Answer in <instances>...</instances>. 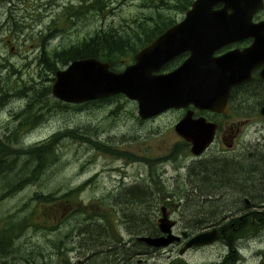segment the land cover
I'll return each instance as SVG.
<instances>
[{"label":"rangeland","instance_id":"374dc122","mask_svg":"<svg viewBox=\"0 0 264 264\" xmlns=\"http://www.w3.org/2000/svg\"><path fill=\"white\" fill-rule=\"evenodd\" d=\"M139 1L140 0H111L109 2V0H107L106 3L108 7H111L115 13L114 16L108 15L107 18L101 17L102 25L120 26L124 22H129L132 18V14L138 9ZM79 2L80 0H0V78L7 77L10 69L14 72L22 70L28 77H32L35 83H38L36 75L31 74L35 66L33 62L36 61V56L39 54V52L33 53L34 50L28 51L31 47L30 44H34L32 37L39 31L47 30L50 24H47V22L52 18H57L55 20L59 27L64 28L65 26L58 18L61 7L68 4H75L77 6ZM14 23L22 25V29L24 27L26 28H24L21 33L22 29L18 31L13 27ZM93 25L97 27V20L94 21ZM12 29L19 32L15 39H12ZM84 31L85 29H83L82 32ZM69 36H75L72 29H64V31L60 33V36L53 40L51 38L48 39L49 44L47 48L56 44L59 46V42L64 43L70 41V38H68ZM21 52H26L28 55L26 56ZM31 65L32 68L29 67ZM64 66H59L56 69H63ZM47 76L48 75H44V77ZM52 78L54 80V75H52ZM41 83L45 84L46 82L41 81ZM8 102L9 99H2L0 101V121L8 125L1 126V128H6V132L11 136V145L8 151L10 152L12 150L13 154L9 158H12L14 154L25 156V152L28 151L30 145L39 140L44 141L59 130L71 129L75 132V135L79 136L82 140H63L61 143L63 146H60L61 144L57 145L59 146L57 148V153L60 152V154L54 166L51 168L52 173L49 174L52 183L44 179L43 181H39V184L34 187L31 186L22 191L24 187L19 194L3 199L0 202V218L12 212L17 217L28 214V210L26 209L23 211L22 205L20 204L26 196V201L30 206V194L32 192L39 191L42 194L54 193L56 196H61L66 189H74L68 191L64 197L58 199L56 204L50 207H47L45 204H35L33 206L37 213L35 218L42 216L48 223L58 221V216L61 214L58 207L60 206L59 203H61L66 204V209L80 207L87 213H94L99 217L102 215L112 228L117 229L120 226V222L127 224L129 219L124 213L118 214L124 207H120L121 200H117L116 197L122 198V193L126 194L137 189L139 184L145 185L146 190L153 194L157 201H161L166 197L163 195L164 187L169 193H178L176 197L175 195H170L171 198L173 196L175 198L169 201L172 205H168L171 208L168 209V211H170L171 219L173 220H178L180 218L178 215L179 210L188 214L193 211L194 207L201 212L205 211L203 216L206 220V224L212 223L213 220L217 222L222 219H228V216H232L233 212L236 213L239 211V213L235 215V218H238L240 215L251 211H264V195L262 194L249 193L248 195L237 196L223 193L221 196L219 194L221 191L215 189L212 193H210V190L205 191V193L210 194L204 195V192L200 191L197 187L189 203L184 207L185 209L183 208L180 198L184 196L185 190L187 192L193 191L194 186H192L190 176L194 174L193 171L198 170L200 167L198 168L197 163L190 167H185V162L188 163L187 159L190 156L186 148L180 155L168 161L159 162L155 160V158L165 156L171 149L170 146L177 141L169 132V130L171 131L169 122L177 116L175 111L166 112L164 116L155 121L140 124L136 119V108H134L131 112L129 122L124 124L117 121L114 117L107 116L110 107L102 104L92 107V114L79 115L73 112L58 111L56 114H51L53 116H49L48 120L42 125L28 131L23 129L22 126L18 128L17 122H11L12 120L9 115V113L15 111L18 104L20 106L22 104L17 102L18 104L13 103L12 107L9 105L5 106ZM260 104L261 100L259 97L256 100L252 97L249 101L244 100L240 102L239 106L237 104L236 107L245 108L247 114L251 115L255 113V110ZM102 106L106 108H102ZM121 109L124 114L129 112V108L125 105L122 106ZM253 119L252 116L243 117L242 119H228V121H233L237 124L240 123L238 132L239 142L235 145V148H233V154H236V152L246 147V152L252 153L255 151V155L259 157L263 155V141L259 137L258 131H254V129L251 128L252 125L248 127L251 129L240 137L242 129L249 122H253ZM244 120L245 122H243ZM13 127H16V131H12ZM86 127H88V129L85 130ZM1 134L2 132L0 130V135ZM254 140H258V142L252 147ZM15 141L18 142V145H12ZM220 142L216 144L218 147L214 148L215 150H221L223 153L226 152V154L208 153L204 158L205 160L200 162L206 164L211 161V157L221 156L222 158L219 159L227 162L234 161L238 164L236 160L227 158V156L230 155L228 152L231 148H226L223 145L219 147ZM91 144L97 146L94 147ZM101 145H104L107 152L99 150ZM50 159L51 156L47 157L45 154L43 159L44 162ZM243 165L245 166L246 164L239 163L240 168ZM26 170L34 171L36 175L39 167L37 163L29 162V164L25 166V169L18 174L19 176L16 180L9 179L4 183L0 182V185L9 191H16L18 188L26 186L27 184L20 186L21 181L27 180L30 176L27 174ZM258 172L260 176H262L264 173V165H259V168L257 167L255 173L258 174ZM221 175L222 174H218V177ZM150 176H156L162 179V183L160 184V187L163 188L162 192L159 190L158 185L155 184L156 179H154V182L150 179ZM30 177H32V175ZM223 177H231V173H224ZM252 177L257 178V175L253 174ZM262 180L264 181V177ZM85 181L86 184L84 183L79 189L73 188ZM196 183V179H193V185H196ZM57 185H59L57 192L49 191L46 188L55 187ZM213 186H218V183L213 184ZM158 190L161 194L158 193ZM234 197V201L230 203V200ZM207 198H216L218 202L206 203L203 206ZM199 199H201L200 206H194L192 200L195 203H200ZM241 199H246L248 202L252 203H249L250 205L248 207L244 206L245 208H243ZM237 200L239 203H236ZM152 202L153 200L148 201L150 207H142L140 211L144 214L145 211L143 210L146 209V217L150 220L153 227L158 218L160 204L156 205V207H151ZM178 203L180 204L179 210L173 208ZM219 204L223 207H218ZM133 208L135 211L137 208L139 210L138 206H133ZM209 211L212 212V217L215 215V218L212 220L209 219V216H211ZM105 214L107 215L106 217L104 216ZM118 220L120 222H118ZM258 221L251 220L246 224L243 223L238 231L232 233L234 235L233 239L235 244L233 249L236 252V257L233 255L228 258V253L230 252L229 247L225 242H217L214 244L215 246H207L200 250L187 252L184 255V260H186L188 264H222L223 261L228 258L231 262H226V264H264V224L258 225ZM181 225L182 224H178L175 231L180 230ZM54 226H58V223ZM61 228L62 226L60 230L52 233L51 236L55 235L59 238V233L63 232ZM119 228L122 241H126L127 236L124 233L123 226ZM229 233L230 232H227L228 235ZM30 235L31 233L29 232L26 239L20 238L18 240L21 246L16 244L21 248L23 253L30 252L33 246L34 249L38 250V253L34 255L33 261L28 262L29 264H113L112 260L104 262L101 256L90 257V253L86 252L85 248H80L75 241L71 244H67V251H62L60 248L56 252L50 244L45 243L41 239H30ZM24 241L27 243L25 244ZM24 244L25 248L23 247ZM89 244L94 245V241H83V244L80 243L81 246H88ZM124 249L125 247L122 250ZM153 255L156 257H153ZM167 255L174 257L173 252L169 253L167 250L160 249L159 251L152 252L149 256L138 255L137 258L134 256L136 260L132 259L128 261V264L165 263L167 261L165 259ZM161 258L164 259L161 261ZM13 260L14 264H25L20 262L17 256ZM116 262L119 264V261ZM10 263L12 262L10 261Z\"/></svg>","mask_w":264,"mask_h":264},{"label":"trees","instance_id":"16d2710c","mask_svg":"<svg viewBox=\"0 0 264 264\" xmlns=\"http://www.w3.org/2000/svg\"><path fill=\"white\" fill-rule=\"evenodd\" d=\"M110 1L111 0H109V2ZM106 2L107 0H80L77 6L75 4L64 5L58 13V18L65 27L60 28L55 20L57 18H52L47 22V24L50 23L47 30L39 31L32 37L34 44H30L31 47L28 51L34 50L33 53L39 52L36 56V61L33 62L35 66L31 72V74L36 75L38 83H35L34 79L24 74L22 70L14 72L10 69L7 77L0 78V101L2 99H9L8 104L5 106L9 105L11 107L13 103L18 104L17 102H20L22 104L21 106L18 104L15 111L9 113L10 119L12 120L11 122H17L18 128L22 126L23 129L28 131L36 129L48 120L49 116H53L51 114H56L58 111L73 112L79 115L92 114V107L102 104L110 107L107 116L114 117L117 121L124 124L129 122L131 112L134 110L135 106L119 94L77 104L62 103L56 100L50 95V87L53 81L52 75L55 74L56 68L59 66H64L75 59L91 57L108 63V67L112 71L121 70L124 65L132 61L131 56L137 49L147 44L156 34L179 19L178 14L183 12L187 7L188 0H140L138 9L132 14L130 21L124 22L120 26L102 25L101 17L107 18L108 15L114 16L115 13L111 7H108ZM95 20H97V27L93 25ZM13 27L18 31L22 29V25H17L16 23L13 24ZM24 28L21 30V33ZM67 28H71L75 36H69L68 38H70V41L68 42H59V46L56 44L47 48L49 44L48 39L51 38L53 40L60 36V33ZM83 29H85L84 32H82ZM12 32V39H15L19 32L14 29H12ZM21 53L26 56L28 55L26 52ZM184 55L185 53L174 58L164 69L169 70L176 66ZM29 67L32 68V65ZM44 75L48 76L44 77ZM41 81L46 83L42 84ZM259 98L261 100V96ZM124 105L129 108L127 114H124L121 109ZM102 108L106 107L102 106ZM6 125L5 122L0 121V130L2 132L0 135V182L4 183L9 179L16 180L19 176L18 174L25 169V166L28 165L29 162L37 163L39 170L36 175V172L26 170L27 174L30 176L32 175V177L29 176L27 180L21 181V186L23 184L27 185L18 188L16 191L6 190L0 185V202L5 198L19 194L31 186L34 187L39 184V181H43L44 179L52 183L49 174L52 173L51 168L54 166L60 154V152L57 153V148L59 147L57 145L61 144L63 140H82L79 136H76L75 132L71 129L59 130L44 141L39 140V143L35 142L30 145L28 151L25 152V156L14 154L12 158H9L13 154L12 150L10 152L8 151L11 145V136L6 132V128H1V126ZM86 129H88V127H86L85 130ZM12 131H16V127H13ZM12 145H18V142L15 141ZM91 145L94 147L97 146L94 144ZM60 146H63V144ZM184 149L185 148L181 146L173 147L165 156L155 158V160L159 162L168 161L180 155ZM99 150L106 151L104 145H101ZM45 154L47 157L51 156V159L46 162L43 160ZM213 161L214 160L206 164L204 162L197 163L198 168H200L193 171L194 174L190 176L194 189L193 191L187 192V203H189V200L192 198L196 187L200 191H203L204 195L210 194L217 189L213 184L218 183L216 182L218 174H222L221 176H223L224 173H233L239 168V164H236L234 161ZM258 161L262 162V160ZM258 165L263 164L261 163ZM225 169H229V172ZM254 174L257 173L254 172ZM239 175L240 173L236 174L234 179ZM158 178L156 176H150L152 181L155 182L154 179H156L155 184L158 185L159 190L162 192L163 189L160 187L159 183L160 181L162 183V179ZM193 179H196V185L199 186L193 185ZM84 183L86 184V181L73 188L79 189ZM139 187L126 194L122 193V198L116 197L117 200H121L120 207H124L118 214L124 213L129 219L127 224H123L118 220V222H120L119 227L123 226L128 241L127 239L126 241H122L119 227L117 229L112 228L102 215L99 217L94 213H87L80 207L66 209V204L59 203L60 206L58 208L61 214L58 216L59 220L54 223H48L42 216L35 218L37 214L33 207L35 204H45L47 207H50L56 204V201L64 197L71 189H66L61 196H56L54 193L42 194L39 191L32 192L30 194V206L26 201V196L20 204L22 205L23 211L26 209L28 210V214L17 217L12 212L0 218V264H14L13 259L16 256L19 258L20 262L25 264H29V261H33L34 255L38 253V250L34 249L33 246L30 252L23 253L19 247L21 244L18 243L20 238L26 239L29 232L31 233L30 239H41L45 243L50 244L56 252L60 248L62 251H67V244H71L75 241L80 248H85L86 252L90 253V257L101 256L104 262L112 260L113 264H117L116 261H119V264H128V261L134 259L138 249L141 248L144 250L141 253H152L153 249L151 247L136 241L135 237L142 235L155 237L154 226L152 227L150 220L146 217V209L143 210L145 211L144 214L141 213L140 209L142 207H150L148 203L150 200H153L151 207H156L158 201L153 194L146 190L145 185L139 184ZM222 187L225 186L222 185ZM22 188L24 189L21 191ZM46 188L49 191L57 192L59 185ZM207 190L211 192L205 193ZM223 193L224 192H221L219 194L222 196ZM163 195L170 197V195H175V193L167 192L164 187ZM176 196L177 195H175V197ZM234 199L235 197L230 200V203L234 201ZM244 201L246 203L248 202L246 199ZM192 202L194 206H200L201 199H199L200 203H195L193 200ZM210 202L218 201H216V198H207L203 206ZM236 203H239V201L237 200ZM133 206H138L139 210L137 208L135 211ZM218 207L222 208L223 206L219 204ZM210 213L211 216H209V219L212 220L215 218V215L212 217V212ZM104 216L106 217L107 215L105 214ZM263 218L264 211H256L254 213V220H259L258 225L264 224ZM242 221H238L233 226L225 228L227 237L225 244L229 247L230 251L228 253V258L233 255L236 257V252L233 249L235 242L232 233L241 228ZM57 223L58 226H54ZM61 226L63 232L59 233V238L55 235L51 236L52 233L60 230ZM227 232H230L229 235ZM83 241H94V245L89 244L88 246H81L80 243L83 244ZM26 243L27 242H25V244ZM25 244L23 245L24 248ZM124 247L125 249L122 250ZM228 258L224 260L222 264L231 262ZM10 261L12 263H10Z\"/></svg>","mask_w":264,"mask_h":264},{"label":"water","instance_id":"95a60500","mask_svg":"<svg viewBox=\"0 0 264 264\" xmlns=\"http://www.w3.org/2000/svg\"><path fill=\"white\" fill-rule=\"evenodd\" d=\"M216 1L223 2V7L212 10ZM231 6V0H194L182 18L139 49L123 69L112 71L108 63L92 57L72 60L55 71L50 95L62 103L77 104L119 94L136 104L139 120L187 106L224 113L229 108L230 88L248 80L252 67L262 63L258 76L264 79V34L256 30L264 21L252 25L247 14L235 15ZM245 37L252 38L249 45L213 55L221 45ZM183 52L188 54L176 67L158 72L164 62ZM260 113L264 116V105ZM191 115L188 110L173 130L190 144L189 153L196 157L212 142L216 125L202 118L192 120ZM165 221L163 216L157 225L165 236L137 240L154 249L176 240ZM218 239L215 229L198 233L180 252L211 245Z\"/></svg>","mask_w":264,"mask_h":264},{"label":"flooded vegetation","instance_id":"af4514ba","mask_svg":"<svg viewBox=\"0 0 264 264\" xmlns=\"http://www.w3.org/2000/svg\"><path fill=\"white\" fill-rule=\"evenodd\" d=\"M194 0H188V5L187 7L183 10V12L178 14L179 18H182L184 15V11L186 9H188L191 5V3ZM231 3L233 4L232 11L235 15H246L249 22L253 25V24H257L260 21H264V0H231ZM223 7V2L221 1H216L211 5V9L212 10H217ZM230 9H226L227 13H230ZM264 27V26H263ZM263 27H257L256 30H262V33L264 34V28ZM166 29V28H165ZM164 29V30H165ZM163 31V30H162ZM161 31V32H162ZM159 32V33H161ZM158 33V34H159ZM158 34H156L151 40H153ZM250 34H254V33H250ZM149 40L148 43L151 41ZM252 41L251 37H245L242 38L240 40L237 41H231L228 43H225L223 45H221L218 49H216L213 52L214 56H217L221 53H224L228 50L231 49H235V48H242L245 47L247 45H249ZM147 43V44H148ZM145 44V45H147ZM145 45H143L142 47H144ZM142 47H140L139 49H141ZM137 49L136 52L139 50ZM134 52L131 56V60L133 61V55L136 53ZM185 53L184 57L188 54V52H183ZM181 53V54H183ZM181 54H178L177 56L173 57L172 59L164 62L161 67L159 68L158 72H165V71H169L171 69H173L174 67H176L181 61L174 66L171 69H164L165 66H167L169 64L170 61H172L174 58L180 56ZM132 61H130L129 63H131ZM105 62V61H103ZM129 63H127L126 65H128ZM126 65H124L121 69H123ZM262 67V63L255 65L254 67H252V69L250 70V77L248 80L241 82L239 84H236L235 86L231 87L228 93V104H229V108L226 112L224 113H220V112H211V111H197L196 109L192 108L191 106H187L184 109H168L166 111H164L163 113H160L152 118L146 119V120H139L137 117V121L142 124L145 122H150V121H155L157 119H160L162 116H164V113L169 112V111H175L177 113V116L175 117V119L171 120L169 122L170 124V128L171 131L169 130V132L172 134V136L174 138L177 139L176 143H173L170 148L173 147H184L188 150L189 152V148H190V144L187 143L186 141H184L183 139H181L173 130L174 125L179 122L180 120H182V118L185 116L186 112L189 110L192 112L191 115V119L195 120L197 118H202L206 123H213L216 125L214 134H213V139L212 142L205 148V150L199 155V156H192L190 153L189 158L187 159L188 163L185 162V167H190L202 160H205L204 158L206 157V155L208 153L210 154H220V155H225V153L221 152V150H215L214 147H218L216 144H219V147H221L222 145L225 146L226 148H231V150L228 152L230 153L229 156H227V158L236 160L237 163H243L246 164L245 166L243 165L241 168L239 167L237 171L231 173V177H223L220 176L218 177V179L216 180V182H218V185L220 186H216V188L218 190H220L221 192H224L226 194H230V195H248L249 193H258V194H262L264 195V181L262 180V178L264 177V173L262 174V176H260L259 172L257 175V178H253V174L254 171L256 172V168H259L258 164H263L264 165V145H263V155L261 157L255 155V151H253L252 153L246 152V147H244L242 150L236 152V154H233L234 150L233 148H235V145L238 144V132H239V124L233 122V121H228V119L231 118H238V119H242L243 117H247V116H252L253 122H249L248 124H246V126L242 129L241 133H240V137L248 130H250L251 128L254 129V131H258V135L259 137L262 139L263 144H264V116L261 115L260 111L261 108L264 105V79L260 78L258 76V72ZM122 96V95H121ZM261 96V104L258 106V108L255 110V113L248 115L246 112V109L243 107H236L237 104L239 106V103L246 100L249 101L250 98L254 97L255 100L258 99V97ZM123 97V96H122ZM124 98V97H123ZM125 99V98H124ZM127 100V99H125ZM129 101V100H127ZM131 102L135 108H136V104L132 101ZM246 120V119H245ZM245 120L243 122H245ZM252 125L251 128H248ZM263 133V134H262ZM263 135V137H262ZM258 142V140H254L253 145H255ZM222 158L221 156H214L211 157L210 160H214L213 162H217V160H222L219 159ZM186 160V159H185ZM258 160H262V162H259ZM224 170V169H223ZM227 172H229V169H225ZM240 175L234 179V176L236 174ZM158 178V177H157ZM160 179V178H158ZM161 184V181L159 182ZM222 185H224L225 187H222ZM163 189V188H162ZM159 193V190H158ZM178 193H175V195H177ZM174 196L171 197H164L163 200L158 201V203H156V205L160 204L159 206V214H158V218L156 219L155 225H154V232H155V237H160V236H165V234L161 233L159 228L157 227L158 225V220L160 218H162L163 216L165 217V223L170 225V234L173 235L174 237H176V240H173L172 242H170L167 246L162 247V248H158V249H154L152 248L153 252L159 251L160 249H164L167 250V252L174 254V257H172L171 255H167L166 256V262L164 264H188L186 262V260H184V255L189 252V251H195V250H200L201 248H205L207 246H203V247H191L189 249H186L182 252H180V250L182 249V247L184 246V244L191 239L193 236H195L198 233L204 232V231H209L211 229H215L218 232L219 235V239L212 243L210 246H215L214 244L217 242L223 243L224 240H227L226 238V229L227 227H231L233 226L235 223H237L238 221H242L241 224L243 223H248L251 220H254V213L255 211H251L248 213H245L243 215H240V217L235 218V215L239 213L238 212H233L232 216H228V219H222L221 221H215L213 220L212 223L206 224L205 223V219L203 214H205L204 212H201L199 209L195 208L193 209V211L189 212L188 214H185L184 212H181V210H179L180 204L178 203L175 207L173 208H177L179 210L178 215H179V219L178 220H173L171 219V213L170 211H168V209H171L168 205H172L169 203V201L171 199H173ZM245 199H241V204L243 206V208L248 207L250 204L244 201ZM187 191L185 190V194L183 197L180 198V202H182V206L183 208L187 205ZM245 206V207H244ZM185 209V208H184ZM243 218H242V217ZM178 224H182L180 226V230L175 231L176 227ZM224 228V229H223ZM139 247V246H137ZM144 250L138 249V252L135 255V258H137L138 255H144V256H149L151 255L150 252L148 253H141ZM153 257H156L155 255H153ZM141 263V262H140Z\"/></svg>","mask_w":264,"mask_h":264},{"label":"bare ground","instance_id":"6f19581e","mask_svg":"<svg viewBox=\"0 0 264 264\" xmlns=\"http://www.w3.org/2000/svg\"><path fill=\"white\" fill-rule=\"evenodd\" d=\"M6 126H8V125H6ZM23 185H25V184H23ZM23 185H22V186H23ZM20 186H21V185H20ZM159 212H160V211H159ZM138 237H143V236H138ZM135 239H136V241H138L136 237H135ZM224 242H226V240H224ZM134 259H135V258H134ZM134 259H133V260H134ZM163 259H164V258H161V261H162ZM135 260H136V259H135ZM160 264H164V263L161 262Z\"/></svg>","mask_w":264,"mask_h":264}]
</instances>
